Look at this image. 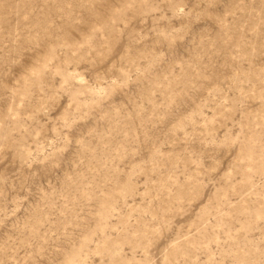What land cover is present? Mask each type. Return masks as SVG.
<instances>
[{
  "label": "rangeland",
  "instance_id": "obj_1",
  "mask_svg": "<svg viewBox=\"0 0 264 264\" xmlns=\"http://www.w3.org/2000/svg\"><path fill=\"white\" fill-rule=\"evenodd\" d=\"M0 264H264V0H0Z\"/></svg>",
  "mask_w": 264,
  "mask_h": 264
}]
</instances>
